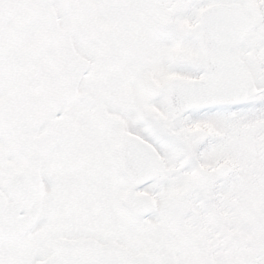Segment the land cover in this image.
<instances>
[{"label": "snow or ice", "instance_id": "obj_1", "mask_svg": "<svg viewBox=\"0 0 264 264\" xmlns=\"http://www.w3.org/2000/svg\"><path fill=\"white\" fill-rule=\"evenodd\" d=\"M0 264H264V0H0Z\"/></svg>", "mask_w": 264, "mask_h": 264}]
</instances>
